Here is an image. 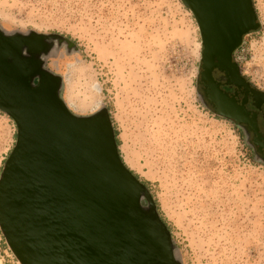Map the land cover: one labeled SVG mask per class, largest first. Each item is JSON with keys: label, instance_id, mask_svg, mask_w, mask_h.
<instances>
[{"label": "rangeland", "instance_id": "rangeland-1", "mask_svg": "<svg viewBox=\"0 0 264 264\" xmlns=\"http://www.w3.org/2000/svg\"><path fill=\"white\" fill-rule=\"evenodd\" d=\"M252 1L260 28L235 58L264 91V0ZM0 28L47 37L43 65L73 114L108 113L180 264H264V165L201 103L202 37L181 0H0ZM16 134L0 112V179ZM0 264H21L1 229Z\"/></svg>", "mask_w": 264, "mask_h": 264}, {"label": "water", "instance_id": "water-1", "mask_svg": "<svg viewBox=\"0 0 264 264\" xmlns=\"http://www.w3.org/2000/svg\"><path fill=\"white\" fill-rule=\"evenodd\" d=\"M199 26L203 64L233 62L260 24L252 0H181ZM47 37L0 28V112L17 128L0 179V229L21 264H180L145 186L126 167L108 113L79 117L42 57ZM149 202L146 210L142 201Z\"/></svg>", "mask_w": 264, "mask_h": 264}, {"label": "flooded vegetation", "instance_id": "flooded-vegetation-1", "mask_svg": "<svg viewBox=\"0 0 264 264\" xmlns=\"http://www.w3.org/2000/svg\"><path fill=\"white\" fill-rule=\"evenodd\" d=\"M240 48L235 51L233 62L239 66L242 79L236 77L234 68L229 71L215 69L210 87L202 64L198 97L215 116L233 124L254 158L264 165V91L244 76L235 58Z\"/></svg>", "mask_w": 264, "mask_h": 264}, {"label": "trees", "instance_id": "trees-1", "mask_svg": "<svg viewBox=\"0 0 264 264\" xmlns=\"http://www.w3.org/2000/svg\"><path fill=\"white\" fill-rule=\"evenodd\" d=\"M11 119V118H10ZM15 140H17V134H16V136H15Z\"/></svg>", "mask_w": 264, "mask_h": 264}]
</instances>
